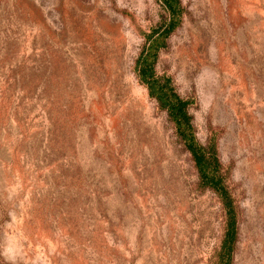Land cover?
<instances>
[{"label":"rangeland","instance_id":"1","mask_svg":"<svg viewBox=\"0 0 264 264\" xmlns=\"http://www.w3.org/2000/svg\"><path fill=\"white\" fill-rule=\"evenodd\" d=\"M155 72L189 98L264 264V0H180ZM160 0H0V264H215L225 226L138 80Z\"/></svg>","mask_w":264,"mask_h":264},{"label":"trees","instance_id":"2","mask_svg":"<svg viewBox=\"0 0 264 264\" xmlns=\"http://www.w3.org/2000/svg\"><path fill=\"white\" fill-rule=\"evenodd\" d=\"M160 2L167 18L162 25L145 35V42L135 59V72L149 96L166 111L176 136L191 156L200 184L213 190L219 197L225 212V226L215 264H233L238 236L236 207L221 175V163L215 143L202 144L198 141L189 112L191 100L177 92L169 76L155 72L158 52L165 46L170 33L178 26L183 11L180 0Z\"/></svg>","mask_w":264,"mask_h":264}]
</instances>
